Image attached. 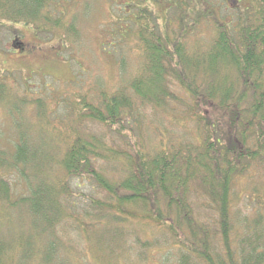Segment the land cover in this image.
Instances as JSON below:
<instances>
[{
    "label": "trees",
    "instance_id": "1",
    "mask_svg": "<svg viewBox=\"0 0 264 264\" xmlns=\"http://www.w3.org/2000/svg\"><path fill=\"white\" fill-rule=\"evenodd\" d=\"M82 1L0 0V26L21 22L41 37L61 38L65 59L84 71L81 60L90 52L82 34L92 7ZM105 3L108 21L99 25L107 39L99 52L118 63L117 83L101 71L92 83L75 76V90L57 101L72 117L65 131H54L44 103L56 88L33 89L44 137L19 130L10 150L0 148V204L27 205L30 217L44 220L36 241L47 239L46 259L36 263L29 259L36 242L25 251L22 243L35 236L31 228L26 234L0 222V264H49L72 240L70 228L77 241H88L95 261L134 253L146 262L165 247L161 255L176 264H264V0ZM5 80L0 104H10L6 94L17 95L11 112H24L33 96H21ZM177 111L184 114L177 126L189 127L187 134L164 129ZM15 176L28 191L19 198L9 179ZM241 179L246 184L238 193ZM248 190L259 201L252 219L235 212ZM135 218L163 236L126 231L136 227Z\"/></svg>",
    "mask_w": 264,
    "mask_h": 264
},
{
    "label": "rangeland",
    "instance_id": "2",
    "mask_svg": "<svg viewBox=\"0 0 264 264\" xmlns=\"http://www.w3.org/2000/svg\"><path fill=\"white\" fill-rule=\"evenodd\" d=\"M89 1L91 2L90 6L92 7V11L89 12L82 34L83 40L85 41L84 47H88L90 52L89 57L81 60L82 67L86 71L84 69V71H82L81 68L75 66L74 62L72 63L69 62L68 59H65L63 53H61L63 45L61 38L55 37L47 39L41 37L32 25L21 22H7L0 26V79H6L5 81L7 84L15 87L21 96H33L32 90L40 87L47 88L48 91L50 90V86L55 87L53 99L44 101L47 113L50 115L49 118L53 121L54 131H56L55 129H57V131H65L67 130L66 127L70 125L72 117L66 112H62V108L57 104V101L64 97L62 94L65 93V96L68 97L75 90V87H72V79H74L75 76L78 77L82 73L85 81H87V83H92V76H95L98 71H101V73H103L102 75H105V80H107L110 85L116 84L118 80V63L116 60L114 58L106 59L101 56L99 52V45L107 39L106 33L103 32V26L101 27L99 25L103 19L105 22L108 21L105 18V13H109L105 3L106 0ZM83 2L84 0L82 3ZM76 4H79L78 0H76ZM128 54L130 60L129 65L136 69L137 65L135 61L137 59L135 55L130 51ZM87 70L90 71L88 72ZM18 77L21 81H24L25 84L20 83L17 79ZM23 78L25 80H23ZM84 87L87 88L86 84ZM34 97H37V95L34 94L31 100H29L31 102L25 105L24 112H19L18 109L12 107V112H15L12 114L10 104L16 105L19 96L6 94L4 100L10 104H0V148L10 150L12 148V143L17 140L19 130H22V133H26V135L37 140L44 137V125H40L36 118L37 109L33 103ZM41 97L45 99V95H41ZM55 112H57V114H55ZM182 116H184V114L181 111H177L174 117H167L165 119L164 129L173 132L175 136H177L178 133L179 135L187 134L189 127L180 129L177 126V123L181 122L180 117ZM170 135L172 134L166 132L164 136L168 137ZM144 140L145 134L142 143H144ZM41 144L44 149L47 148L45 144L47 146L50 145V143L39 142L35 146H40ZM122 146L124 147V143H122ZM62 148H64V145H62ZM9 179L12 183L13 197L19 198L28 193L25 184L18 180V177H10ZM254 180L255 179L251 182L249 181V187L255 182ZM243 181H246V179H241L236 184L238 193L240 188H244L246 184V182L242 183ZM240 195L237 204L241 208H236L235 212L238 214V217L247 216L252 219L254 215H256L255 208L259 206V201L256 198L257 194L252 195L251 190H248L246 194L241 191ZM243 205H247L246 208L243 207ZM6 206L8 209L0 204L1 225L4 226L5 222L13 223V226H15L19 232H26V234L31 228V233L35 236L31 235V241H22L24 251L29 248L28 245L30 243L36 242V249L33 252L35 256L29 259H33L36 263L45 260L46 257H43L42 254L45 251L44 245L47 239L43 241L44 237L41 236L39 241H36L44 231L42 230L43 226H41V224H44V220L39 217H30L28 206L25 204L17 206L16 208L19 210L11 209L8 205ZM134 220L136 227H126V231L139 229L143 237L149 238L156 237L159 234L163 236L161 230L152 222L144 219L142 222H138L141 220L138 218ZM255 221H258V218L255 219ZM34 222L38 223L41 227L37 228V226H34ZM5 233H7V230H5ZM243 234L246 233L242 232L239 236ZM251 236L252 235H248L246 238ZM67 237L73 241H65L67 244L64 243L60 253L55 255L52 254L53 258L49 264H113L114 262L115 264H176L174 259H169L167 256L161 255L165 250H168V248L165 247L160 250L154 249L153 252L157 257H153L146 262L138 256H134L136 255L134 253L130 254L131 256L129 253H123L119 255L121 258L118 259H102L101 261H95L90 254H87L88 241H82L81 239L77 241L78 237L72 228L68 230ZM238 242L239 241L233 240L232 244ZM39 247H42L41 254L39 252ZM136 247H138V245ZM158 261H160V263H158Z\"/></svg>",
    "mask_w": 264,
    "mask_h": 264
}]
</instances>
